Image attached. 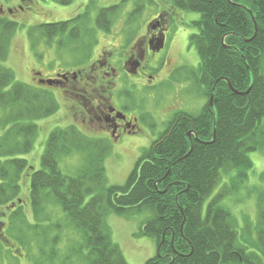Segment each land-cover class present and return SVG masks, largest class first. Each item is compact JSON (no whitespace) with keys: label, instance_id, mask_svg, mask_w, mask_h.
Instances as JSON below:
<instances>
[{"label":"trees","instance_id":"trees-1","mask_svg":"<svg viewBox=\"0 0 264 264\" xmlns=\"http://www.w3.org/2000/svg\"><path fill=\"white\" fill-rule=\"evenodd\" d=\"M52 1L68 5L73 0ZM169 2L200 14L192 22L197 32L190 35L200 62L187 73L208 102L197 114L176 113L123 185L108 183V141L90 137L75 125L56 127L40 166L30 165L25 156L34 149L38 121L60 105L49 86L19 81L5 64L20 21L10 9L0 11V208L10 210L0 220L7 225L4 237L24 247L43 248L48 239L40 227L49 218L43 219V212L57 207L81 237L70 250L77 258L87 264H130L114 241L108 217L143 215L137 236L153 238L158 246L157 254L144 264H264V194L258 196L256 221H246L242 228L223 203L254 170L250 153L264 148V0ZM119 8L99 10V30L110 31L108 22ZM79 18L31 25L27 35L32 50L42 42L64 47L66 37L80 29ZM190 131L198 140L194 135L189 139ZM72 153L83 161L74 175H68L60 168L59 157ZM26 173L30 177L26 203L33 222L26 218L21 198ZM59 241L51 242L47 255L58 254Z\"/></svg>","mask_w":264,"mask_h":264},{"label":"rangeland","instance_id":"rangeland-1","mask_svg":"<svg viewBox=\"0 0 264 264\" xmlns=\"http://www.w3.org/2000/svg\"><path fill=\"white\" fill-rule=\"evenodd\" d=\"M90 2L91 0H73L71 4L61 5L52 0H25L23 9L20 8L11 14L20 21V26L12 38L10 53L5 64L15 72L17 80L38 87L40 84L36 80V72H41L44 77L55 78L56 74L76 71L82 66H87V60L92 55L96 57L100 53L101 46L104 45L107 47L122 45L116 55L118 58L120 52H123L121 50H125L128 43H132L137 38L143 39L146 25L150 20L158 14L166 13L162 16L163 25L167 21L169 11L173 12L174 18L167 32L166 46L172 43L174 56L177 54L180 63L184 64L179 68L191 70L199 65L198 52L190 45V35L197 32L192 22L199 19V13L173 7L169 0H94V4L89 6ZM0 4L5 11H8L21 5V0H0ZM113 5H119L120 8L113 19H110V24L108 22L110 31L99 30L97 24L99 10ZM80 15L82 16L78 22L81 24L80 29L74 30L73 36L66 37L64 47H58L55 42L52 45L42 42L32 50L27 35L31 25L72 19ZM97 43L99 46L94 50L93 47ZM116 81V89L113 91L114 103L118 107L122 106L126 113L138 117L140 129L139 133L124 135L120 142L111 144V151L105 158L108 183L123 185L144 150L166 130L171 117L181 111L190 114L199 113L208 102V97L203 95L192 75L184 69L176 73L175 79L171 80L167 77L156 88H150L139 82L127 83L125 75H120ZM48 89L54 94L60 107L54 114L38 121L40 129L34 149L25 156L34 167L40 166L47 139L56 127L64 128L75 124L86 135L90 137L96 135L88 131L86 126L74 116L73 107L78 106L80 97L68 95L59 86ZM162 106L165 109H162ZM250 156L254 162V170L249 172L246 183L234 195L226 197L223 201L237 217L241 228L246 221H256L258 196L264 194V148L250 153ZM82 161L81 155L72 153L70 156H60L59 166L63 173L74 175L81 167ZM227 180L224 178L223 183L225 184ZM21 188L24 214L33 222L31 207L26 203L30 200V177L27 173L22 178ZM9 211L1 207L0 220L4 216L3 212L8 214ZM43 215V219L47 216L49 218L47 221L44 220L40 233L48 239V244L41 249L32 245L24 247L11 237L6 235L4 237L2 232L7 225L0 224V243H4L6 238L11 240L0 247V264H87L77 258L75 252L70 251L74 248L73 244L80 241L81 237L68 223L60 208L46 207ZM142 219H144L143 215L125 217L114 213L108 217L114 241L121 247L130 264H144L158 251L157 243L153 238L137 236ZM25 239L27 240L28 237ZM56 239L57 241L60 239L57 246L58 254L47 255L50 252L51 242ZM10 246L13 250L8 248Z\"/></svg>","mask_w":264,"mask_h":264},{"label":"flooded vegetation","instance_id":"flooded-vegetation-1","mask_svg":"<svg viewBox=\"0 0 264 264\" xmlns=\"http://www.w3.org/2000/svg\"><path fill=\"white\" fill-rule=\"evenodd\" d=\"M24 3L25 0H21V5L14 10L10 9V12L23 9ZM2 9L5 11L0 4L1 12ZM164 15L166 13L158 14L150 20L146 25L143 39L137 38L132 43H128L125 50H121L123 52H120L118 58L116 55L122 45L109 47L104 45L101 46L100 53L96 57L92 55L87 60V66L67 73V78L59 77L63 73L56 74L57 86L62 87L68 95L81 98L78 106L73 107L75 118L80 120L88 131L96 134L97 138L106 139L110 146L120 142L122 136L135 135L140 131L138 117L126 113L122 106L118 107L114 103L113 91L116 89V80L120 75H125L127 83L139 82L150 88H156L167 77L171 80L175 79L176 73L181 69L187 71L186 68H179L184 64L180 63L177 54L176 57L174 56L172 43L166 46L167 32L174 17L173 12L169 11L167 21L162 25ZM98 46V43L95 44L94 50ZM162 109H165L164 106ZM165 131L151 144L159 141Z\"/></svg>","mask_w":264,"mask_h":264},{"label":"water","instance_id":"water-1","mask_svg":"<svg viewBox=\"0 0 264 264\" xmlns=\"http://www.w3.org/2000/svg\"><path fill=\"white\" fill-rule=\"evenodd\" d=\"M63 78H66V75H62ZM40 83L42 84H48V85H53L55 83V80H52V79H49V80H40ZM214 90H215V87L213 88V92L211 93V96H210V106L213 105V98H214Z\"/></svg>","mask_w":264,"mask_h":264},{"label":"bare ground","instance_id":"bare-ground-1","mask_svg":"<svg viewBox=\"0 0 264 264\" xmlns=\"http://www.w3.org/2000/svg\"><path fill=\"white\" fill-rule=\"evenodd\" d=\"M222 79H224V78H222ZM229 86L232 88V85L229 83ZM234 92L235 93H237V94H239V92L237 91V90H234ZM171 132V131H170ZM169 132V133H170ZM188 137H189V139L190 140H192V138H193V135L195 136L194 138L196 139V140H198V135L197 134H195L193 131H190V132H188ZM191 150H192V147H191Z\"/></svg>","mask_w":264,"mask_h":264}]
</instances>
